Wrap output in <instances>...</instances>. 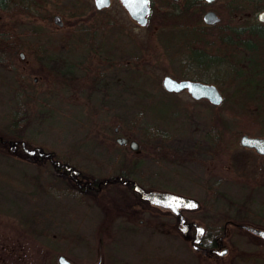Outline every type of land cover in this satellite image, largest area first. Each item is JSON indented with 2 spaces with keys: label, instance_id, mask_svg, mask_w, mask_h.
Listing matches in <instances>:
<instances>
[{
  "label": "flooded vegetation",
  "instance_id": "af4514ba",
  "mask_svg": "<svg viewBox=\"0 0 264 264\" xmlns=\"http://www.w3.org/2000/svg\"><path fill=\"white\" fill-rule=\"evenodd\" d=\"M112 1L108 6L98 7L97 0H94V5L101 11L109 7ZM215 1L204 0L208 5ZM13 2L19 6L15 13L26 11L20 8V3H23L29 9L27 13L41 16L32 8V4H39L36 0ZM151 3L152 0H150L152 11ZM78 6V10L72 12L71 18L72 21L76 20L73 25L77 28H69L65 24L64 14L54 12L45 18L46 21L66 26L65 29L61 31L53 29L51 32L36 28L11 29L15 34L14 43L11 46H4L6 50L15 51L10 55L12 59L3 63L14 72L19 73V64L15 60L17 54L21 60L29 61V64H32L30 63L32 59L41 62L34 67L29 66L34 74L35 84L39 78H44L49 84L53 81L59 83L60 91L51 90L50 93L58 95L56 98L61 103L60 114L66 115L69 112L76 114L77 110L81 113L83 102L87 100H92L93 106H97L96 112L104 110L106 106L108 111L115 109L116 101L113 97L115 93L111 87L115 88L117 73L129 70L131 57L126 60V52H123V59H117L111 54L115 53L112 51L114 46L103 45L102 41L95 42L91 39L90 44H82L84 36L86 38L96 36V32L84 26V21L91 16L90 14L82 16L86 7L84 2H79ZM208 10L215 9H207L204 15ZM220 18L216 24H209L205 19L204 22L206 25H217L222 22V17ZM260 22L264 23L261 20ZM258 31L255 26L245 29L225 25L221 31L223 41L227 43L226 48L230 45L232 47L222 55L221 61L225 72L223 79L227 75L228 66L234 70L228 78L231 80L230 84L234 82L232 78L235 76H238L235 80L240 78L245 81L249 78L256 80L253 86L243 84L242 87L251 89L248 93L249 90H243L245 91L242 93L243 99L257 101L259 103L257 108L264 110V66L261 70L255 56H252L255 55L252 51L256 43L253 36ZM111 32L114 33L113 30ZM52 37L60 44H51L49 39ZM243 37L248 39L245 40ZM201 49L205 50L206 47ZM201 49L196 48V51L210 57L211 60V55ZM27 50L31 56L29 60L26 59ZM35 51L50 54L33 55ZM102 51L114 56V60L106 67L88 66L87 56ZM245 51L252 54L247 56ZM56 52H61L62 57L68 60L77 57L79 53L86 52L87 55L84 60L81 55L80 61L79 59L75 63L70 61L67 65L71 68L62 67L58 70V67L49 65L54 62L56 56L53 54ZM80 66L84 70L78 73L74 69ZM109 68L112 70L113 78L106 77V70ZM30 69L27 71L29 75ZM67 74H77L79 85L69 84L63 77ZM23 76L26 78V74ZM90 78L92 82L90 81L88 85ZM214 80L215 82L201 81L215 83L218 86L216 79ZM260 81L262 85L259 84ZM87 86L88 91H82ZM122 86L120 85V89ZM18 89L22 90L25 96L28 95L23 87ZM220 90L223 93V101L220 103L222 105L228 98L222 87ZM33 97L37 99L35 94ZM123 99L126 101V96ZM200 100L212 104L209 98ZM24 107L30 109L27 104ZM225 112L223 109L222 113ZM261 114L263 115L264 111ZM220 121L222 124L215 126L191 128L187 137L190 139L188 150L182 149L178 144L170 147L171 142H176L178 127L154 124L153 121L147 120L139 127L124 126L120 123L115 125L114 137L113 131L109 130L110 127H103L105 129L99 137L101 140L99 142L80 138L69 143L63 141V145L59 147L29 139L22 130L27 119L17 126L13 135L0 130V155L5 153L28 164L26 170L20 173L21 176L4 174L5 181L0 171V264H29L32 258H35V247L42 248L43 264H62L61 257H65L73 264H134L131 261V254L122 256L119 252H126L130 247L129 251L133 256H140L133 247L139 246L140 243L145 245L166 243L179 250V242L191 252L181 257L174 248L171 249L173 253L168 252L169 249L159 248L168 255L157 254L152 259L143 254L139 262L264 264V152L242 142L244 135L264 137V134L260 129L243 130L236 127L239 128L236 133L240 135L241 149L233 154L229 163L227 132L228 128L233 126L224 124L223 119ZM99 146H102V150H97ZM76 152L79 153L78 159L75 156ZM233 160L235 165L232 163ZM89 162L101 171H94ZM195 163L206 164V169L203 168L205 176L202 175L200 183L206 196H226L229 181L248 190L242 193L241 202L237 205L240 211L245 212L244 216L239 218L237 214L219 210L213 203L205 205L192 195L189 189L184 188V183L189 179L197 180L194 176L197 173L187 171L191 165L197 167ZM163 175L172 176V179ZM230 175L233 177L229 178ZM4 182L13 187L5 188ZM147 193H174L193 198L196 203L195 206H191L190 203L181 202L178 208H173L170 207L171 199L155 203L145 197ZM259 195L262 198H259ZM200 229L204 231L201 232ZM74 235L78 236L75 241ZM237 240L241 244L252 246L246 249L238 245L235 247Z\"/></svg>",
  "mask_w": 264,
  "mask_h": 264
},
{
  "label": "rangeland",
  "instance_id": "374dc122",
  "mask_svg": "<svg viewBox=\"0 0 264 264\" xmlns=\"http://www.w3.org/2000/svg\"><path fill=\"white\" fill-rule=\"evenodd\" d=\"M36 1L39 4H32V8L39 12L41 16L31 15L26 11L4 14L5 26L9 29L19 30L36 28L49 32L53 29L61 31L66 26H59L54 22L46 21L45 18H48L54 12H62L66 21L65 24L69 28H77L71 20L73 17L72 12L78 10L79 2H84L86 7L82 16L91 15L84 21V26L88 29H94L96 36L89 38L84 36L82 44H90L92 39L95 42L102 41L103 45H113L112 51H115V53L111 54L116 56L117 59H123L124 55L122 53L126 52V60L131 56L128 65L129 70L115 75V88L111 87L112 92L115 93L113 95L114 101H116L115 109L108 111V107L106 106L103 108L104 110L101 109L96 112L97 106H93L92 100H87L83 102L80 109L81 113L77 110L76 114L69 112L66 115L65 113L60 114L61 108L59 106L61 103L56 98L58 95L50 93L51 90L59 92L60 84H56L54 81L49 84L44 78H39L35 84L33 79L34 74L29 66L32 65L34 67V65L41 64L39 60L32 59L30 61L32 64H29V61L21 60L20 55L17 54L15 60L19 64V73L8 69L5 64L0 62V130L3 132L13 135L16 132V128H18L17 126L27 119L26 125L22 126V130L29 139L44 145L59 147V145H63V141L69 143L80 138L99 142L101 141L99 137L102 136V131L105 128L110 127L109 130L113 131L112 135L114 137L113 127L115 125L120 123L124 126L133 125L139 127L147 120V122L153 121L154 124L178 127L179 132L177 133L176 142H171L170 147L178 144L182 149L188 150L190 149V139L187 137L190 134L191 128L219 125L222 124L220 119H223L224 124L233 126L229 127L227 132L230 150L228 155L229 163H231L230 160L233 158V154H236V151L241 149L240 135L236 133V130L239 128L236 127H240L243 130L260 129L264 134V114H261L264 110L257 108L259 104L257 101L244 100L242 95V93H245L243 90L246 89L242 87L243 84H252L253 86L256 80L253 78H249L246 81L243 78L235 80L238 77L235 76L232 78L234 82L230 84L231 80L228 78L234 72L231 66H228L227 75L223 79L225 72L223 71L224 64L221 61L222 55L232 45L228 42L230 46L226 48L227 43H224L223 37H206L209 42L215 41V44H207L206 51H202L221 58V60L216 59L212 61L210 57H205L204 54L196 51V48L193 49V46L187 43V39L192 38L191 36L185 37L179 34L172 36L174 31L182 32L180 31L181 29L185 31V35H190L187 31L204 27L203 25H206L203 18L204 12L209 8L215 9L222 17V22L217 25V30L220 34L225 25L244 27L245 29L253 28L258 24L261 25L258 14L264 10V0H216L211 5L202 2L200 5L194 7H188L184 0H180L179 2L152 0V11L149 15V22L146 25H140L135 21L121 0H113L109 7L101 11L95 8L94 0ZM262 25L264 26V23ZM112 30L114 33L111 32ZM195 33L193 32L192 34ZM253 37L256 40L255 44H257L258 35L256 34ZM243 38L245 40L248 39V37ZM251 39L252 37L249 38V40ZM49 41L51 44H60L54 37L50 38ZM198 48L201 49L203 47L200 48L198 46ZM253 53L255 55L251 52H246L247 56L252 54L255 58L260 55L259 52ZM32 54L42 55L50 53H38L35 51ZM53 55L56 57L53 59L54 62L49 65L58 67V70H60L62 67L71 68L67 64L70 61L75 63L78 59L80 61L81 55L84 60L87 53H79L77 57L69 60L62 57L61 52H56ZM114 56L108 55V53L103 51L98 53L93 52L87 56L89 61L86 62H89L88 66L93 68L99 66L106 67L111 60H114ZM30 58V53L27 50L26 59L29 60ZM259 65L262 70L264 64L259 63ZM28 69H30V75L27 73ZM74 70H77L79 73L84 68L80 66ZM24 74H26V78H24ZM168 74L178 79L190 78L199 80L200 78L201 80H209L211 82H215L214 79H216L218 86L224 89V93L228 99L222 105L215 104L212 101L211 104L206 100L194 98L186 89L179 92H167L168 90L164 87L163 80ZM63 77L71 85L78 86L80 83V81L78 83L79 76L77 74H67L63 75ZM106 77L113 78L110 68L106 70ZM84 78L87 79L88 77ZM123 78H125V82H123ZM90 81L91 78L88 81V85ZM259 84L262 85V82L260 81ZM120 85H123L121 89ZM20 87L26 90L27 96L24 95L22 90L18 89ZM88 88L89 86L82 91L87 92ZM246 90H249L247 93L251 92V89ZM33 94H35L37 99L33 97ZM124 96H126V101L123 99ZM98 103L97 101V105ZM243 103H246L245 106L247 108H243ZM26 104L30 109L24 107ZM223 109L226 110L225 113H222ZM253 126H256V128H253ZM97 150H102V146H99ZM78 154V152L75 154L77 159ZM4 155H0V171L3 173V181L6 180L4 174L8 176L20 175L22 171L26 170V166L28 165L26 162L12 156H7L5 153ZM80 163L83 164L84 161ZM232 163L235 165L234 160ZM89 165L94 171H101L97 166L93 167L91 162H89ZM195 165L197 167L191 165L189 169L187 168V171L197 173L194 175L197 180L191 181L192 178L189 179V181L184 183V188L189 189L190 193L199 198L205 205L213 203L216 207H219V210H227L229 214H237L239 218L244 216L245 212L240 211L237 205L241 202L242 193L248 192V190L242 186L240 188L235 182L231 183L229 181L230 184L227 187L226 196H206V192L200 185L202 183V175H204L203 168L204 170L206 169V164L200 165L195 163ZM30 172L32 171L30 170ZM163 176L172 179V176ZM232 177L231 175L229 176V178ZM255 177L256 174L253 175V178ZM4 183L5 188L9 186L13 187L7 182ZM259 198H262V196L259 195ZM256 209L260 210L259 208ZM76 239H78V236L74 235L73 240L75 241ZM235 243V247L238 245L244 249L251 248L252 246L241 244L238 240ZM178 245L179 250L176 247H172L171 244L167 245L166 243H153L151 245L140 243L139 246H133L135 252H139L140 256H133L129 251L130 247L126 252H119V255L125 256L131 254L132 263L142 264L139 262V258L141 259L143 254L152 259L157 254L161 256L168 255L166 251H162L159 248H163V250L169 249L168 252L170 253H173L171 249L174 248L181 257L183 254L191 252L183 243L179 242ZM41 249L40 247L34 248L35 258H32L29 264H43ZM78 261L81 260L78 259Z\"/></svg>",
  "mask_w": 264,
  "mask_h": 264
},
{
  "label": "water",
  "instance_id": "95a60500",
  "mask_svg": "<svg viewBox=\"0 0 264 264\" xmlns=\"http://www.w3.org/2000/svg\"><path fill=\"white\" fill-rule=\"evenodd\" d=\"M122 2L129 10L132 17L140 24L146 25L148 23L149 14L151 13L150 2L147 4L141 2V0H122ZM110 3L111 0H108V2L103 6L99 5L98 3L97 6L105 7ZM204 19L209 24H216L221 20L219 14L215 10H208L204 15ZM259 19L264 21V10L259 13ZM164 87L169 91L175 92L187 89L194 98H209L215 104H220L223 101V93L221 92L220 88L215 83L211 82H204L190 78L178 79L171 75H166L164 77ZM242 142L245 145L255 146L260 151L264 152V137L244 135ZM145 197L151 199L155 203H157V201H160L159 203H161L163 200L171 199L172 197H181V202H186V204L190 203L195 205L196 203V200L193 198H187L183 195H176L174 193H147ZM60 261L62 264H73L65 257H61Z\"/></svg>",
  "mask_w": 264,
  "mask_h": 264
},
{
  "label": "trees",
  "instance_id": "16d2710c",
  "mask_svg": "<svg viewBox=\"0 0 264 264\" xmlns=\"http://www.w3.org/2000/svg\"><path fill=\"white\" fill-rule=\"evenodd\" d=\"M187 3L188 7H194L197 5H200L202 2H204V0H184ZM20 8L23 10L25 9L26 11L29 12V9H27V7H25V5L23 3H20ZM19 9V6L17 7V5L13 2V0H0V62L1 63H5L7 61H9V59H12L10 57V55H13L12 53H15V51H11V50H6L4 48V46H11L12 43H14V36L15 34L12 33L11 29L7 28V26H5V20L3 19V15L4 14H12L15 13L17 10ZM73 23H76V20L73 21ZM218 25V24H217ZM217 25H203L204 27H201V29H194V30H189L187 31V33H189L190 35H185V31L184 30H180L182 32H177L174 31L172 36H175L177 34L181 35V36H185V37H192L190 39H187V43L191 46H193L192 48H198V46L201 47H206L207 44L210 45H214L215 41H208L206 37H210V36H216L218 38L222 37V34H220V32L217 30L218 26ZM198 28V27H195ZM255 29L259 32H257L256 34L258 35V41L257 44H255V46L253 47V52H259L260 55H258L255 58V61H257V63L260 64H264V26L261 25H257L255 26ZM195 34H192V33ZM189 49H191V47H189ZM204 50V49H201ZM17 51V50H16ZM206 51V50H205ZM211 55V60H216L219 59L221 60V58L215 56V55ZM9 56V57H8ZM252 101V100H251ZM246 103H243L244 107L243 108H247V106H245ZM165 117V116H164Z\"/></svg>",
  "mask_w": 264,
  "mask_h": 264
},
{
  "label": "snow or ice",
  "instance_id": "6c2138e0",
  "mask_svg": "<svg viewBox=\"0 0 264 264\" xmlns=\"http://www.w3.org/2000/svg\"><path fill=\"white\" fill-rule=\"evenodd\" d=\"M108 2V0H97V3L101 6H103L104 4H106ZM141 2L147 4L150 2V0H141ZM182 198L181 197H172L171 198V203H170V207L173 208H178L180 206ZM160 201H157V203H159ZM191 206H195L194 204ZM201 232L204 231V229H200Z\"/></svg>",
  "mask_w": 264,
  "mask_h": 264
}]
</instances>
